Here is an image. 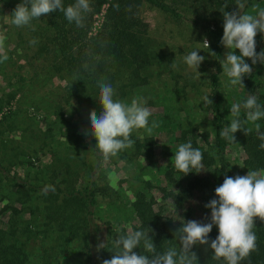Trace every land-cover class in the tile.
Masks as SVG:
<instances>
[{"label": "trees", "instance_id": "1", "mask_svg": "<svg viewBox=\"0 0 264 264\" xmlns=\"http://www.w3.org/2000/svg\"><path fill=\"white\" fill-rule=\"evenodd\" d=\"M256 1L262 0H246V7ZM19 3L21 0H0V17L5 9L8 13L11 43L4 48L9 57L5 62L14 68L5 77L7 90L1 94L0 103L11 102L19 93L44 113L45 124L33 148L17 144L7 150L6 133L11 132V123L0 128V264H101L115 251L113 239L129 230L150 235L159 251L179 248L175 232L183 220L208 222L210 218V213H193L188 200L194 191H204L215 199L214 190L225 176L264 172V140L260 138L264 118L248 121L246 110L241 108L243 130L235 136L243 154L236 173L231 171L225 154L228 140L220 136V130L228 124L219 85L223 11H234L235 0H90L91 11L85 14L83 27L69 23L61 11L17 27L12 23V12ZM74 3L75 0H63L65 7ZM225 3L227 8H223ZM145 6L172 17H182L178 7L192 14L191 23L210 45L209 49L205 47L211 63L205 96L212 104L205 105L203 101L204 109L209 111L208 129L199 134L189 119L186 124L172 122L178 134L167 146L170 158L157 166L164 184L158 180H132L121 188L120 180L109 186L105 169L98 175L103 157L95 148V139L86 135L90 132L88 117L93 109L97 114L102 110L98 80L110 83L115 98L128 104L146 91L143 86L148 81V67L160 60L143 18ZM256 37L264 35L258 33ZM33 39L37 43H30ZM261 50L256 46L257 53ZM23 67L24 71H20ZM252 67L253 72L243 77L240 101L243 104L248 98L242 95L244 92H256L257 103L264 108V92L259 89L261 83L256 75L264 71V64L258 62ZM3 71L0 69V73ZM150 97H146L148 105L153 104ZM15 114L16 110L9 107L1 111L0 121L14 122ZM160 116L170 123L166 113ZM256 124L260 125L259 131ZM33 136L37 138V133ZM131 138L134 146L116 158L131 164L141 156L153 163V135L139 136L134 130ZM187 142L203 153L204 174L193 169V173L184 175L175 168L178 146ZM45 147L51 153L50 161L33 167V157L26 155ZM17 167H22L21 173L16 172ZM97 177L102 184L96 182ZM46 185H53L55 192L44 195ZM152 188L159 194L154 195ZM98 191L112 197L109 206L117 214L109 220L100 219L96 211ZM116 200L121 204H115ZM124 206L126 212L119 215ZM110 220H116V224ZM253 231L257 249L240 264H264V221L256 218ZM217 235L214 225L209 241ZM101 242H105L104 249L97 248ZM192 251L197 254L198 264H225L214 257L208 245H196Z\"/></svg>", "mask_w": 264, "mask_h": 264}, {"label": "clouds", "instance_id": "2", "mask_svg": "<svg viewBox=\"0 0 264 264\" xmlns=\"http://www.w3.org/2000/svg\"><path fill=\"white\" fill-rule=\"evenodd\" d=\"M227 7L225 3L223 8ZM245 7L246 0H235L234 11H223L221 44L227 50L223 70L230 78V88L236 85L244 88L243 77L253 72L252 65L258 62L264 64V49L257 53L255 40L258 33L264 35V9L253 15L244 13ZM56 11L63 12L69 23L83 27L85 14L91 11L90 0H75L67 7L63 0H21L12 12V23L17 27L27 26L33 19ZM5 40L6 36L0 34V63L9 59L4 49ZM30 43L37 41L33 39ZM202 43L209 49L206 39ZM234 50H239V55ZM245 58L251 60V64ZM204 60L205 57L199 55L198 50L184 57L186 65L196 71ZM97 86L102 110L99 114L95 109L89 113L90 132L86 135L95 139V148L107 160L134 146L131 138L134 130L144 129L151 135L158 124L155 121L149 124L151 111L144 97H136L128 104L115 98L116 92L110 83L98 80ZM204 103L212 104L209 96L204 97ZM241 108L246 110L248 121L264 118V108L257 103L255 95H250L243 104H232L230 112L233 118L229 125L220 130V136L232 143H235L233 134L243 130ZM256 129L259 131V124H256ZM260 138L264 140V133ZM174 165L184 175L193 173V169L200 172L204 167L203 153L194 148L191 142L182 143L174 155ZM49 191L55 192V187L46 185L42 189L44 195ZM214 191L216 198L204 205L210 209L208 222L182 219L183 223L175 232L179 248L169 247L159 251L150 235L142 230H129L127 234H119L113 239L115 251L110 259H103L101 264H198L197 254L192 251L196 245H208L214 257L223 259L225 264H240L257 249V236L253 229L256 218L264 221V172L253 170L243 176H225L223 183ZM214 225L218 235L209 241V233ZM97 248L104 249L105 242L99 243Z\"/></svg>", "mask_w": 264, "mask_h": 264}, {"label": "rangeland", "instance_id": "3", "mask_svg": "<svg viewBox=\"0 0 264 264\" xmlns=\"http://www.w3.org/2000/svg\"><path fill=\"white\" fill-rule=\"evenodd\" d=\"M178 9L182 13V17H172L165 12L159 11L155 7H143V18L148 22V34L151 38L152 45L157 48V56L160 60V63H154L148 67V81L144 83L145 85L143 84L144 86L142 85L147 89L140 96L145 99L151 96L150 99H152L153 104H146L151 111L149 124L151 125L153 121L158 124V127L154 128L152 132L155 140L153 145V163L148 162L141 156L136 157V161L131 164L117 159L116 156L107 160L102 158L100 160L101 170H98V175L105 169L106 171L104 174H106L109 186L115 185L117 180H120L121 188H126L127 183L132 180L143 179L158 180L160 184H164L163 177L157 169V166L170 158L167 146H170L172 138L178 134V130L173 127L172 122L175 123L178 120L182 124H186L187 119H189L194 124L196 133L208 129L207 119L209 111L204 109L203 105L204 97L208 92L207 75L211 70V63L208 62V60H210L208 51L202 43L206 38L191 23L193 18L192 14L182 8L178 7ZM260 9H264V0L253 2L245 7L243 12L255 15ZM7 14V10L5 9L0 17V34L6 36L4 48L11 46L9 34L7 32L9 24ZM96 23L97 22H95V24ZM255 40L256 46L264 49V37H261V39L255 37ZM193 50H198V54L205 57V60L201 63L197 71L193 68H189L184 61V57ZM226 51L227 50L222 47V67L219 72V85L224 94L223 104L225 115L228 120L227 125H229L233 118L230 108L232 104L242 102L240 101L242 90L239 85L231 88L228 86L230 78L227 77L223 70L224 54ZM234 51L239 55V50ZM2 64L3 67L1 66L0 69L4 71L0 73V96L7 90L5 85L6 75L14 69L8 62ZM20 71H24V67ZM256 75H258V79L261 83L259 89L264 92V71L262 70L256 73ZM256 87L258 88V85H256ZM254 94H256V92L253 94L244 92L242 95L249 97ZM29 104V100L21 98L19 93L15 95L11 102L0 103V114L1 111H6L9 107L16 110L14 122L9 119L0 121V128H7V124L11 123V132L6 133L9 137L6 138L7 150L10 145L16 146L17 144L25 148H33V146L39 142V132L44 129L43 123L45 124L43 121L44 113L40 109ZM162 112L167 114L170 123H167L168 119L160 116ZM19 127L22 128L21 133ZM34 133H37V138L33 136ZM136 133L139 136L147 134L144 129L136 130ZM233 135L235 136V133ZM28 143L30 144L28 145ZM29 154L28 152L26 156L33 157L31 161L33 167L47 164L51 158V153L47 147H45L44 150H37V153L31 152V154ZM225 154L231 171L233 173L238 172L243 152L236 136L235 143L228 141ZM21 168L22 167L15 168L16 172L21 173ZM200 174H204V172L200 171ZM96 182L102 184L103 180L98 179ZM151 190L154 195L159 194L155 188ZM109 192H111V190ZM96 197L98 201L96 211L100 214V219L109 220L114 214H117L116 210L111 209L109 206V203L112 201L111 196H106L105 193L98 191ZM189 199L188 203L191 204L193 213L198 216L210 213V209L205 208L204 205L213 199L212 195L204 193V191H194ZM115 204L121 203L116 200ZM123 209L124 211L118 213L119 215L126 212V206H124ZM100 219H98V221H100ZM116 220L110 221L116 224Z\"/></svg>", "mask_w": 264, "mask_h": 264}]
</instances>
